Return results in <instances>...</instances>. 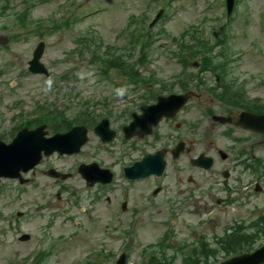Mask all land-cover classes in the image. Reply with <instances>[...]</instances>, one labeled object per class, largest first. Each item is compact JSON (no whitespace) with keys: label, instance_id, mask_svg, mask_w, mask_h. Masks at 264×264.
<instances>
[{"label":"rangeland","instance_id":"rangeland-1","mask_svg":"<svg viewBox=\"0 0 264 264\" xmlns=\"http://www.w3.org/2000/svg\"><path fill=\"white\" fill-rule=\"evenodd\" d=\"M27 1L35 3L34 7L30 9V17L34 23L41 20L59 22L62 20L60 15L68 17L69 11L75 12L76 15L83 13L88 15L79 19L71 28L59 27L55 29L48 23L47 31L39 36L27 34L18 25H13L14 14L16 12L19 14L24 9L25 0H12L5 12L6 14L0 12V34L8 38V49L0 48L1 132H8L14 122H18V119L14 120V117L21 110L26 116H31L37 103H54L60 107L68 105L69 108L64 110H67L66 113L71 115L73 112L77 113L82 107L79 104L81 101L90 102L91 108L95 107L93 103L114 102V107L111 108L112 116L109 119L110 127L113 130L119 129L125 121L122 112L128 106L130 99L128 91L126 97L119 102L117 93L119 90H129V82L124 81L121 77L116 76L118 74L114 73L113 82L115 84L110 85L103 79L104 76L99 74L98 69L94 68L86 59L90 58L89 52L85 51L82 57H79L74 56L77 53L73 54V51L82 47L77 41L82 36L93 37L104 46L109 45L117 47L122 52L127 51L130 47L129 18L132 15H140L145 9H148L149 3H152V7L156 8L158 2L155 0H74L71 3H68L67 0ZM215 1L182 0L183 5H189L182 11L177 9V19H174L173 15H168L170 17L167 16L168 18L164 17L158 21V25L154 29L152 28V35L156 39L149 50V63L146 70L143 71L144 74L153 72L162 80H166L172 74L179 72V65L167 52V46L170 44L169 37L158 36L156 34L157 29L164 28L168 34L177 36L182 28L194 23V18L197 21L207 6L209 8L215 7L213 11L216 15H220V6ZM58 5L59 7H57ZM261 7H264V0L239 1L238 10L242 15L231 26L232 40L230 44L234 55H239L232 66L234 75L246 81V91L249 97L264 99V82L258 84L257 79H255V74L259 73L264 80V24L261 23ZM93 8H98V11L93 12ZM167 10L168 8L164 9V11ZM262 15L264 16V10H262ZM243 16L244 19L242 20ZM244 20L247 21V25ZM5 26H7L6 29ZM261 28H263L262 33ZM21 32L23 37L17 38L16 34ZM39 41L44 42L41 62L50 71L48 79L25 73L32 50ZM255 42L260 43L259 47H256ZM68 69L71 70L70 76L66 81L61 82L59 76ZM65 95L70 96L64 97ZM205 97L203 93L202 101ZM16 104L17 106H15ZM95 108L97 109V107ZM115 110L116 115H120L115 118L119 120L114 119L113 112ZM91 112V114L98 116L103 111L98 108L95 112ZM119 112L121 113L119 114ZM183 114L184 118L180 120L185 119L189 123L197 121L198 128L195 130L185 129V127L174 129L166 123L160 127L163 135L162 140L166 142V146L169 147L173 144L174 141H171L173 138L176 140L181 137L187 143V152L177 160H172L169 155L167 156V173L161 181L163 187L159 197H161L163 204L164 198L167 196L178 200L180 195L187 194L188 202L197 215H188L185 210H182V219L191 222L192 226L191 228H182L179 223L175 228L177 238L196 241L200 233L206 232L210 234L209 244L214 246L215 237L220 235L225 227L234 224L235 221L251 220L256 218L259 213L264 212V176L258 180L261 187L260 192L254 193L255 179L252 181L249 172L242 171L240 166L234 163L236 160L235 150H232L234 145H232L231 140L222 138V127L212 126L209 118L197 113L196 108H189ZM245 135H247L246 132L237 130L232 137ZM130 144L131 142H125L119 137L112 144L103 147L90 131L88 142L84 146L85 150L80 156L55 159L53 164L72 174L66 184L72 186L71 191L75 192V198L67 192H63L59 196L56 192L58 187L50 179L41 177L39 172L32 175L36 178V183L27 188L23 194L18 191V196L14 190L16 189L14 184L10 183L11 181L4 182L1 189L5 190V193L0 195V229H11L7 225L11 223V215L15 210L23 212L30 209L35 214L31 211L26 213V216L13 226L14 228L19 227V230L11 229L15 232H7L1 238L0 264L7 262L20 264L21 260H24L28 253L33 250L43 231L49 232L53 239L62 234L67 236L63 244L56 242L53 246H49V249L58 250V252L49 256L45 264H84L89 251L101 249L104 250L100 256H106V250L108 252L111 250L114 255L110 261L103 264H115L117 252L123 249L127 238L132 240V247L129 245V248L124 251L126 264L146 263V258L141 255L142 251L149 248L148 245L157 243L161 239L163 230L162 226L160 228L159 225L152 224V222L161 223L167 216L166 207L157 217L144 212L133 218L140 224L136 239L135 226L128 224L124 228L127 229L128 237H124V231L119 232L118 230L121 227L118 226L117 229L114 224L116 223L115 215L119 214V204L123 192L127 191L129 187L130 190H135L137 194L143 189L141 194H144L151 185L145 181L131 186L121 176H118L115 185L110 190L102 192L96 187L87 188L81 177L75 171H71L78 162H88L94 158L98 164L110 166L118 171L117 173L114 170L116 174L122 175L119 165L131 162L139 154L138 151H129ZM155 144L156 146L159 145V143ZM161 144L164 143L161 142ZM243 147L249 148V145ZM216 149H222L226 152L229 159L225 162L217 160L215 166L207 172L189 164L190 158L201 152L213 156ZM253 155L264 157V144L260 148L254 149ZM223 168L230 172L226 187L238 189L237 192H229L223 186L221 176ZM189 176L192 178V183L187 182ZM95 194H98V199ZM106 198H110V202H106ZM223 198L234 199V202L217 205V199L223 200ZM76 199L78 206L74 205ZM155 210L158 209L155 208ZM160 211H162L161 208ZM52 212L57 214L53 219L51 218ZM127 216L122 221H118L122 225V229L126 225ZM150 216H153L155 220L151 219ZM18 231L30 234L31 240L27 243L18 242L16 240ZM138 234H140L139 239ZM166 235L169 238L170 235L167 231ZM51 241L53 240L51 239ZM62 245L63 247L60 249ZM159 249V252L164 250ZM179 262L178 260L174 264H179ZM210 262L212 263V261Z\"/></svg>","mask_w":264,"mask_h":264},{"label":"water","instance_id":"water-1","mask_svg":"<svg viewBox=\"0 0 264 264\" xmlns=\"http://www.w3.org/2000/svg\"><path fill=\"white\" fill-rule=\"evenodd\" d=\"M39 47L35 50V53L33 55V65L36 67V70L42 71V68L40 66L37 67L35 64L37 58L41 54V49ZM156 113L153 114L152 118L155 117ZM139 126H141L140 122H138L137 124H133L130 128L127 129V131H131ZM76 136L78 135L73 134V132H71L70 135L67 136L69 142H74V144H76L74 151H76L80 144L84 141V138L82 136L77 143L74 139ZM41 149H49V147L45 143H43L41 139L37 137V135L28 134V137H25V133H21L18 135V138L13 141L12 145L10 144L6 146L0 143V166L10 163L11 166L16 170L22 168L26 171L35 163H37L40 157ZM49 152L50 151H47L46 153ZM11 175H14V171L11 173ZM86 176L91 180L98 179L102 182H107L110 179L109 175L101 174L99 172H87Z\"/></svg>","mask_w":264,"mask_h":264},{"label":"trees","instance_id":"trees-1","mask_svg":"<svg viewBox=\"0 0 264 264\" xmlns=\"http://www.w3.org/2000/svg\"><path fill=\"white\" fill-rule=\"evenodd\" d=\"M20 19H21V20H24V16H22Z\"/></svg>","mask_w":264,"mask_h":264}]
</instances>
